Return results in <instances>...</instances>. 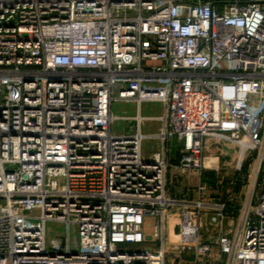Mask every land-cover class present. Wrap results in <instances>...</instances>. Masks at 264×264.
Returning a JSON list of instances; mask_svg holds the SVG:
<instances>
[{
  "label": "built area",
  "instance_id": "obj_1",
  "mask_svg": "<svg viewBox=\"0 0 264 264\" xmlns=\"http://www.w3.org/2000/svg\"><path fill=\"white\" fill-rule=\"evenodd\" d=\"M114 102L136 105L132 134L111 132ZM206 139L253 162L241 205L200 181L168 196ZM168 244L177 264H264V0H0V264H166Z\"/></svg>",
  "mask_w": 264,
  "mask_h": 264
},
{
  "label": "rangeland",
  "instance_id": "obj_2",
  "mask_svg": "<svg viewBox=\"0 0 264 264\" xmlns=\"http://www.w3.org/2000/svg\"><path fill=\"white\" fill-rule=\"evenodd\" d=\"M137 110L135 104L129 102H114L111 105V113L115 116V120L111 124V132L116 135L130 133V126H133L128 121L122 120L121 117L131 116ZM161 105L158 102H148L141 104L142 123L141 132H157V119L161 115ZM211 146L206 149L204 146L203 161L204 169L201 174L206 178L207 199L213 202H222L228 197L231 198L234 204H242L245 194L250 186V177L252 174L253 162L249 159L242 166L241 170H237L238 153L234 145L211 140ZM147 149V154L150 153L152 141L144 143ZM172 162H175V160ZM246 166V168H244ZM249 166V167H248ZM195 173V172H194ZM198 174H194L192 184L199 181ZM203 178L201 177V180ZM151 225V221L149 223ZM150 231L151 227L148 226ZM65 235V225L49 222L46 224V245L49 249V243L53 239H60ZM74 234L70 231V236ZM166 264H177L180 260L176 246L168 244ZM184 264V263H183Z\"/></svg>",
  "mask_w": 264,
  "mask_h": 264
},
{
  "label": "crops",
  "instance_id": "obj_3",
  "mask_svg": "<svg viewBox=\"0 0 264 264\" xmlns=\"http://www.w3.org/2000/svg\"><path fill=\"white\" fill-rule=\"evenodd\" d=\"M131 104H133V103H131ZM135 114H136V111H135ZM135 114H132L131 116H133ZM139 115L142 118L141 105H140V109H139ZM160 116L158 118L156 117L157 123H158L157 132L143 133V132H141V127L143 126L144 123L141 122V124H140V128H139L140 133L142 135H149V136L153 137L150 140L144 139L142 141L141 147H142V150L145 154H147V152H146L147 149L145 148L146 146L144 145L145 142L152 141L150 151H155L160 146L159 141L156 138V134L158 133L159 128H160V120H159ZM130 131H131L130 133H126V134H132L133 133L134 124H133ZM211 144H212L211 139H206L204 141V146H206L205 147L206 149H208L211 146ZM236 149H237V147H236ZM236 153H238V149H237ZM170 157L173 161L174 160L177 161L179 158V152H178V147H177L176 141L172 142ZM194 174H196V173L191 172V175L189 176V178H182V177H175L172 175V173H170L169 187H168V192H167L168 196H172V197L176 198L177 200H191V199H193L194 198L193 193H191V192L188 193L187 191L192 190V188L195 187L199 181L206 184V178L204 177V175L200 176L199 181L192 184V178H193ZM201 177L203 178L202 180H201ZM229 225H231V226L233 225V220L229 222ZM227 231L229 233L231 231L230 228H228ZM203 261L208 262L210 264H224L225 258L223 255L220 254V252L218 251V249L216 247H213L211 252L206 257L202 258V262ZM181 264H183V263H181ZM184 264H189V261L184 262Z\"/></svg>",
  "mask_w": 264,
  "mask_h": 264
},
{
  "label": "trees",
  "instance_id": "obj_4",
  "mask_svg": "<svg viewBox=\"0 0 264 264\" xmlns=\"http://www.w3.org/2000/svg\"><path fill=\"white\" fill-rule=\"evenodd\" d=\"M244 168H246V166ZM229 214L232 215V216H236V213L235 212L229 213Z\"/></svg>",
  "mask_w": 264,
  "mask_h": 264
}]
</instances>
